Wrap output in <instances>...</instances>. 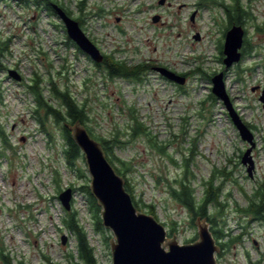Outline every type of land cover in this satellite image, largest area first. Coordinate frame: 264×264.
Segmentation results:
<instances>
[{"label":"rangeland","instance_id":"1","mask_svg":"<svg viewBox=\"0 0 264 264\" xmlns=\"http://www.w3.org/2000/svg\"><path fill=\"white\" fill-rule=\"evenodd\" d=\"M59 1L76 12L80 0ZM158 1L88 0L92 15L87 27L103 50L117 60L128 65L167 63L188 74L184 85L172 83L152 68L142 75V81L110 77L77 46L66 48L65 33L52 25L57 19L37 12L34 0L24 2L26 5L18 0L0 2V39L11 38V53L5 62L19 64L28 81L39 73L45 99L55 107L59 100L49 92L50 77L61 91L68 89L79 104H86L88 126L97 138L119 134L124 144L115 154L133 166L127 176L140 201L138 210L151 214L144 203L154 204L153 215L164 224L169 239L175 235L183 244L198 238L189 210L170 192L175 179L184 176L185 160L190 159L187 175L198 198L203 195L204 181L214 175L215 184L222 185L220 200L225 204L220 212L219 206L209 207L210 214L217 217V229L225 233L222 238L213 234L219 245L224 244L216 253L217 264H264V220L243 210L264 183V106L260 100L264 37L250 25L256 47L227 69L217 41L229 22L223 4L231 5V0H171L170 7L160 6ZM242 3L253 22L264 23V0ZM101 8L111 14L105 15ZM155 14L162 15L159 22H154ZM117 16L122 17L121 22ZM197 33L201 40L195 39ZM67 59L70 70L65 77L58 73ZM197 69L206 74L192 72ZM220 71L225 72L227 92L235 108L255 135L252 177L242 163L250 145L242 139L223 101L212 93L211 78ZM0 76L4 78L0 79V125L12 146L6 148L0 138V249L4 247L12 264H85L78 259L74 234L62 222L67 211L59 194L72 187V208L88 233L96 264H111L110 239L114 234L108 228L96 229L88 197L81 190L85 181L66 164L61 126L48 117L50 143L35 117L33 93L3 73ZM211 93L216 102L209 97ZM138 122L166 146L165 152L151 144L149 135L133 136ZM79 164L90 179L84 155ZM115 164L121 166L117 160ZM56 169L58 184L54 180ZM63 235L67 236L65 244Z\"/></svg>","mask_w":264,"mask_h":264},{"label":"water","instance_id":"2","mask_svg":"<svg viewBox=\"0 0 264 264\" xmlns=\"http://www.w3.org/2000/svg\"><path fill=\"white\" fill-rule=\"evenodd\" d=\"M161 2L163 3V0ZM53 8L64 22L68 36L94 62L101 63L104 55L82 30L79 22L69 16L60 5L55 3ZM244 33L242 25H234L226 32L223 48L225 68L228 69L241 61ZM195 38L199 39V35H195ZM156 70L177 84L184 85L187 81L185 76L166 67H156ZM16 72V70H10L9 75L19 81L21 76ZM211 80L212 93L223 101L242 139L250 145L243 154L242 163L247 166L249 176L252 177L255 168L252 152L256 147L254 132L242 119L227 92L225 72L216 73ZM253 89L255 90V87ZM260 100L264 106V89ZM65 125L70 129L84 155L91 179V193L102 208L103 226L114 234V238L110 239L111 264H217L216 253L220 252L221 247L216 242L206 218L198 216L195 220L198 227V238L195 241L181 244L175 235L169 239L164 224L153 214L138 210L126 189L125 178L109 161L102 143L95 139L80 121ZM72 198L73 188L71 187L59 194V199L67 211L72 208ZM66 240L67 236L63 235L62 243L65 244Z\"/></svg>","mask_w":264,"mask_h":264},{"label":"trees","instance_id":"3","mask_svg":"<svg viewBox=\"0 0 264 264\" xmlns=\"http://www.w3.org/2000/svg\"><path fill=\"white\" fill-rule=\"evenodd\" d=\"M1 1L3 0H0V2ZM18 1L22 3L29 2V0H18ZM34 1L40 2L43 0H34ZM57 1L59 0H56V2ZM46 2L49 6V10L54 12L53 4L49 0H46ZM210 2H214V0H210ZM60 3L63 4V2ZM223 6H224L225 14L226 16H228L230 25L231 23L242 24L244 21L243 20L244 16L247 15V13H249L245 8L244 4L242 3V1L240 0L234 1V3H232L231 5L223 4ZM8 49H9V42L0 39V69L4 66L2 62V56ZM220 52L222 54V48ZM242 52H243V57H246L247 55L251 54L252 49L246 47L242 50ZM105 68L108 70L109 75L112 78L126 77V78H132L137 81H142L143 80L142 75L144 72H146L145 70L146 68L142 66L128 65L127 63L121 62L112 56H110L109 60L105 64ZM192 72H202L203 74H206V72L201 71V69H197ZM207 76L210 78L211 74H207ZM239 76H240V72H239ZM30 91L34 94V97L37 102L35 117L39 122V124L41 125V130L44 133H46L48 137L52 139L51 137L52 134L50 132V129L47 128V121L49 116H52L54 120L61 126L62 136L66 145L64 149L66 164L70 169L73 170L76 169L79 173L80 178H83L85 181V183L81 186V190L88 197L90 203V209L92 211L95 220L96 229L100 231L105 230V227L103 226L102 223V218L100 216L101 206L98 204L97 199L91 193L90 185H89L90 179L85 169H83L79 164V160L83 159V153L80 147L78 146V144L75 142L70 129L65 125L67 123L74 124L75 122L80 121L84 126H86L90 134L102 143L109 161L115 167L116 171L125 178L126 189L131 194L136 207L141 208L140 201L137 200L136 195L134 193V187L132 186L127 176L129 172L133 170V166L130 163V161L124 160L115 154L116 149L122 147L124 144V141H121V139L119 138V134L114 135V137L110 139L97 138L92 132L93 128H90L88 126V121L90 120V116L86 109V104L83 105L79 104L78 100L71 94L70 91L63 92L59 89L58 86H55V88H53L54 97L59 100L58 101L59 104L56 107L52 103H50L47 99H45V96L43 94V89L37 81H34L33 84L30 85ZM209 97L216 102V97L212 93L209 95ZM2 99L3 98H2V90L0 83V102L2 101ZM142 133L147 136L149 135V140L151 144L154 147H157L160 152H165L166 146L160 145L157 142L156 138L148 133L147 127L143 123L138 122L133 128V136H139ZM0 138L3 140V143L6 148L12 147L9 144L7 135L1 125H0ZM116 160L120 163L121 166H117L115 164ZM189 166H190V159H187L185 160L186 170L184 176L175 179L176 184L170 185V192L177 201H179L189 210L190 214L192 215L193 222H195L198 216H201L202 218H206L207 221L213 225V227L210 228L213 234H216L218 238H222L223 236H225V233H223V231L221 232L220 229H217V223H218L217 217L216 215L210 214V209H209V207L212 205L216 207L219 206V212H220V210L224 207L225 204L220 200L222 193V185L215 184L216 182L215 176L213 175L210 179L204 181L203 195L201 198H198L196 195V188L193 186L191 178L188 177L187 175ZM55 173L56 174L54 180L58 184L60 181L58 169L55 170ZM220 173L224 174L223 171H220ZM250 199L251 202L249 206L244 207L243 210L246 213L254 216V218L264 220V183H262L257 188L255 194ZM144 206L148 208L149 213L151 214L156 213L155 210L156 207L154 204L144 203ZM62 222L63 225L75 236L76 239L75 245H76V251L78 253L79 261L85 264H96L97 259L95 256L94 248L90 243L87 231L85 230L84 226L80 223V220L78 218V212L74 210V208L67 211L65 216L62 218ZM195 240L196 238L190 241L192 242ZM220 245L224 246L223 243H220ZM74 256L76 255L74 254ZM0 261L2 262V264H12V258L9 256V254L5 253L3 246L2 249H0ZM74 264H79V263L77 262Z\"/></svg>","mask_w":264,"mask_h":264},{"label":"flooded vegetation","instance_id":"4","mask_svg":"<svg viewBox=\"0 0 264 264\" xmlns=\"http://www.w3.org/2000/svg\"><path fill=\"white\" fill-rule=\"evenodd\" d=\"M49 1L52 4L58 3L66 11V13L69 16H71L72 18H74L75 20H77L79 22V25L82 28V30L98 46V48L102 51V53L104 55V59H103V61L101 63H96V62L95 63L97 65L99 64L98 67L100 69H103V68L106 69L105 68V64L107 63V61L109 60V58H110L111 55L103 50V48L101 46L100 40L98 41L92 35V32L87 27V21H88V19L92 15L91 12H89V7L87 6L88 5V0H80L79 2H76V5H75L76 12H74L71 9L70 5L67 4V3L61 4L60 1H57L56 2V0H49ZM70 1H73V0H70ZM161 1L162 0H159L158 1V4H160V6L167 5L168 7H170L172 5L171 0H163V3ZM234 1H238V0H231L232 3H234ZM240 1H242V0H240ZM223 2H225V1H223ZM68 3H70V2L68 1ZM36 4H37L36 6L38 7L37 12H40V11L45 12L46 14H48V16L53 17V18L55 17L57 19V23L52 22V21L51 22H52V25H53V28L54 29H57L58 27H60L62 29V31L65 33V40H64L63 44L66 46V48H70L72 46H77V44L75 43V41L68 36L67 29H66V27L64 25V22L60 19V17L58 16L57 12L55 10H54V12L51 11V10H49V6H48L46 0H43V1H40V2H36ZM24 5H26V4H24ZM154 8H156V7L154 6ZM101 10H102V12L105 15H110L111 14L109 12H106L103 8H101ZM98 14H100V16H102L101 15V12H99ZM155 17H157L158 19L155 20L154 19ZM161 17H162L161 14L160 15L159 14H157V15L155 14L154 17H153L154 22H159L160 19H161ZM246 18H248L247 21L245 20ZM116 20L118 22H121L122 17L117 16L116 17ZM243 20L244 21H243L242 24L231 23V25H230V23L228 22V24L226 25V27L222 29V34H221L222 35V37H221L222 39L219 40V41H217L218 49L219 48H222V54H223V48H224V43H225V35H226V32L228 31V29H230L234 25H242L243 28H244V31H245V33H244V42H243V46H242V49L241 50H243L246 47H248L249 49L250 48L252 49V47H254V46L256 47V43H254L255 42L254 37H252V35H251L250 31H249L250 25H253L254 31L255 32L257 31V34H262L261 36L264 37V23L263 22L262 23L253 22L252 21V14L251 13H247V15L244 16ZM227 21H229L228 20V16H227ZM197 34L199 35V39H197V40H201L202 37H201L200 33H197ZM5 41L6 42H9V45L11 46V43H10L11 42V39H6ZM9 53H10V48L2 56V62H3V65L4 66L0 69V74L3 73L7 78L13 80V77L9 75V72H10V70H16L17 71L16 73L21 76V81H18V83L24 85L26 87V89H28L29 91H30V85H32L34 81H37L39 83V85L42 87L44 81H43V77L40 76L39 73L34 74V76L32 77V79L30 81H28L25 78L24 74L22 73L21 69L19 68V64H16L15 63L14 65H9V64H7L5 62V57H7L9 55ZM242 55H243V52H242ZM221 58H222V61H223L224 55ZM67 63H68V59L66 61V64H63L62 71H60L58 74H62L65 77L69 76V73H68L69 71L68 70H70V67L67 65ZM135 66H142V67L146 68L145 70H147L149 68H152V69L156 70V67H166L168 69L170 68L171 70L177 72L179 75H183L186 78H188V74L187 73H179L175 69H172L170 67V65L167 64V63H164L163 64L162 62H157L156 64H153L152 63L150 65L149 64H145V63H140V64H136ZM145 73L146 72H144L143 74H145ZM108 74H109V72H108ZM0 79H4V78L0 76ZM49 82H50V84H49V92H50L51 96L54 97L53 88H55V86H58V85L55 82V80L53 78H51V77L49 79ZM172 83L175 84V82H173V81H172ZM256 87H259V85H257ZM65 91H68V89H66ZM35 112H36V110H35ZM23 139H26V137H24ZM49 141L51 143L53 141V139L50 138Z\"/></svg>","mask_w":264,"mask_h":264}]
</instances>
